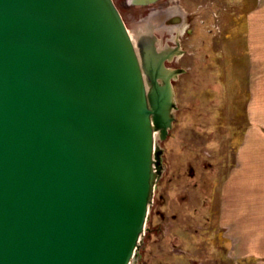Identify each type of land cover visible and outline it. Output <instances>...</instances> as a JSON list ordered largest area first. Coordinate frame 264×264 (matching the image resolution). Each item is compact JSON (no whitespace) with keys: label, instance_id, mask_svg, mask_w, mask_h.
Wrapping results in <instances>:
<instances>
[{"label":"water","instance_id":"water-1","mask_svg":"<svg viewBox=\"0 0 264 264\" xmlns=\"http://www.w3.org/2000/svg\"><path fill=\"white\" fill-rule=\"evenodd\" d=\"M159 43L115 0H0V264L136 260L183 73Z\"/></svg>","mask_w":264,"mask_h":264},{"label":"rangeland","instance_id":"rangeland-1","mask_svg":"<svg viewBox=\"0 0 264 264\" xmlns=\"http://www.w3.org/2000/svg\"><path fill=\"white\" fill-rule=\"evenodd\" d=\"M124 1L115 0L134 38L149 25L161 37L160 49L172 45V39L160 34L158 21L141 22ZM198 4L204 5L203 10L214 9L216 19L223 17L222 0H196ZM183 12L186 19L187 10ZM203 14L200 21L206 19L209 27L213 23H208V13ZM200 21L186 23L193 35L184 39L186 55L180 63L186 72L175 83L176 122L169 137L158 141L164 151L163 172L132 264H230L226 260L231 250L216 225V214L219 186L241 140L245 120L239 116L245 94L235 83L234 71L226 68L231 57L224 53L225 31L230 27L220 30L214 22V28L206 27L203 33ZM209 29L223 34L212 37Z\"/></svg>","mask_w":264,"mask_h":264},{"label":"crops","instance_id":"crops-1","mask_svg":"<svg viewBox=\"0 0 264 264\" xmlns=\"http://www.w3.org/2000/svg\"><path fill=\"white\" fill-rule=\"evenodd\" d=\"M195 1H188L190 9ZM222 1V18L216 19L208 6L205 14L220 30L230 27L225 31L224 53L231 57L226 68L234 71L245 94L239 116L245 122L233 164L219 186L216 225L231 250L227 263L264 264V0ZM210 29L212 37L223 34Z\"/></svg>","mask_w":264,"mask_h":264},{"label":"flooded vegetation","instance_id":"flooded-vegetation-1","mask_svg":"<svg viewBox=\"0 0 264 264\" xmlns=\"http://www.w3.org/2000/svg\"><path fill=\"white\" fill-rule=\"evenodd\" d=\"M188 1L189 0H158L155 3L146 6L130 4L129 0L124 1V4L127 6L126 8H129V10L141 16V22H149L151 19L158 21L160 34L163 33L165 35V38L170 40L172 39L173 42H170L173 46H176V39L180 40L184 54L180 58H176L173 60V62L168 64L169 66H175L174 68L183 71L179 78L174 82V87L175 83L186 72V69L183 68L180 63L186 55V52L184 50V39H188L193 35V28H189V26L186 28V23L190 19L196 20V18L198 21H200L202 15L204 16L203 13H206V10H203V8L205 9L204 5L198 4L193 10L190 9L188 5H186V2L188 3ZM184 7L186 9H184ZM186 10L187 16L186 19H184L185 16L183 11L186 12ZM200 22L203 24L201 32L204 33L206 32V29L204 28H208L207 20L203 19ZM141 33H144V30H138L136 32L137 36H139ZM156 35L158 36V38H161L158 33H156Z\"/></svg>","mask_w":264,"mask_h":264}]
</instances>
